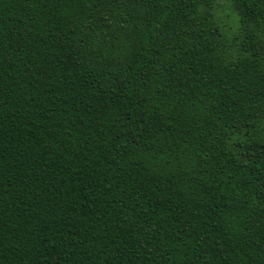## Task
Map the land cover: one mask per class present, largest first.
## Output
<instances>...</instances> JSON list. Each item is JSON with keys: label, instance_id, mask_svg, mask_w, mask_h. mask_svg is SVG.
<instances>
[{"label": "trees", "instance_id": "16d2710c", "mask_svg": "<svg viewBox=\"0 0 264 264\" xmlns=\"http://www.w3.org/2000/svg\"><path fill=\"white\" fill-rule=\"evenodd\" d=\"M0 264H264V0H0Z\"/></svg>", "mask_w": 264, "mask_h": 264}, {"label": "rangeland", "instance_id": "374dc122", "mask_svg": "<svg viewBox=\"0 0 264 264\" xmlns=\"http://www.w3.org/2000/svg\"><path fill=\"white\" fill-rule=\"evenodd\" d=\"M216 12H217V15L221 17V19L224 21L226 25L235 26V18L233 14L230 12L228 3L226 1L219 2Z\"/></svg>", "mask_w": 264, "mask_h": 264}]
</instances>
